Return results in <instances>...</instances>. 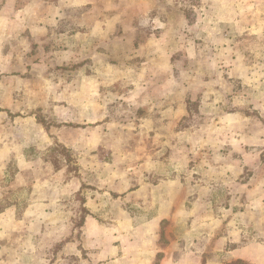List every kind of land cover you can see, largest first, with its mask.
Returning a JSON list of instances; mask_svg holds the SVG:
<instances>
[{
  "label": "rangeland",
  "instance_id": "374dc122",
  "mask_svg": "<svg viewBox=\"0 0 264 264\" xmlns=\"http://www.w3.org/2000/svg\"><path fill=\"white\" fill-rule=\"evenodd\" d=\"M87 10L88 16L93 17L94 12L101 15L103 21L117 15L119 37L123 38L118 43L103 42V62L97 66L98 80H81L85 67L82 70L77 63H67L71 57L57 46L54 49L36 44L38 48L34 52L38 53L35 57L38 64L20 63L18 54L29 42H24L22 35L15 32L17 26L32 20H42L44 24L47 20L53 21L52 17L58 20L54 22L56 25L61 18L55 16L59 14L66 15L60 25L78 24L81 12ZM31 11L39 16H25ZM44 15L46 17H42ZM87 18L83 20L89 23ZM132 28L149 33L132 32L135 30ZM0 46L8 52L5 61L0 57V83L6 84L0 104L15 110L7 113V121L24 120L32 115L30 110H34L33 115L42 126L63 135L71 146L66 148L57 143L46 156H35L50 160L53 168L73 174L80 162L77 156H104V161L109 163L112 156H150L158 147L164 152L156 134L151 138L149 134L133 133L126 127L114 132L104 130L102 145H98L96 139L84 148V136L77 127H71L72 130L57 127H61L57 121L63 116H71V124L77 123L73 118L78 115L77 109L71 107L69 112L62 113L63 105L66 101L78 100L77 96L69 94L86 83L91 87L100 84L104 91H125L130 87L162 89L150 96V109L140 108L133 114V109L130 112L125 107H104L103 118L109 123L114 120L126 125L128 120L144 117L155 124L151 123L147 132L156 133L160 132L158 121L179 122L177 131L187 126L183 132L188 135L174 140L169 135L172 130L167 129L166 156L169 160L181 157L178 164L183 170L182 180L188 183L194 180L197 184L233 181L232 184L264 189V0H0ZM51 52L53 57L46 56ZM87 68L86 76L94 77L95 68ZM226 79L229 82L225 83ZM174 105L182 110L183 121L172 118L171 106ZM13 131L9 125L8 132ZM90 131L88 128L87 133ZM96 147V153L91 154ZM239 158L246 161V171L241 176L237 173L224 177L223 169L239 170ZM7 165L9 175L13 176L16 162L7 160ZM214 169L217 170L213 172ZM9 188L10 184L6 191ZM3 195L7 196L0 205L16 198L15 192L7 191L0 197ZM250 195L255 199L261 195L264 199V193L259 191ZM192 197L195 194L189 199ZM68 205L77 206L78 202L70 200ZM59 211L72 215L76 232L89 210ZM117 211L107 208L97 213L109 220ZM147 211L140 209L134 213L141 217ZM246 237L253 234L247 233ZM216 244L219 247V242ZM60 245L54 246L55 255L61 250ZM57 259V256L51 257L50 263ZM47 260L49 262V258L40 257V262L48 263ZM58 264H63L62 260ZM67 264H88V258L70 256Z\"/></svg>",
  "mask_w": 264,
  "mask_h": 264
},
{
  "label": "crops",
  "instance_id": "0c3cea01",
  "mask_svg": "<svg viewBox=\"0 0 264 264\" xmlns=\"http://www.w3.org/2000/svg\"><path fill=\"white\" fill-rule=\"evenodd\" d=\"M93 15L88 16V10L82 11L78 24L60 25L66 15L59 14L55 16L61 18L56 25L54 22L58 20L52 17L53 21L47 20L44 24L42 20H32L17 26L15 32L22 35L24 42H29L18 54L20 63L38 64L35 58L38 53L34 52L38 48L36 44L54 49L57 46L71 57L68 56L72 60L67 63H77L82 70L85 67L81 80H98L97 66L103 62V42L118 43L123 38L119 37L117 15H110L104 21L101 15L94 12ZM25 16L39 15L31 11ZM86 18L89 23L83 20ZM132 29H135L132 32L149 33ZM1 49L0 46V57L5 61L8 52ZM53 55L51 52L46 56ZM87 67L95 68L94 77L86 76ZM103 89L100 84L91 87L86 83L77 92L70 93V97L77 96L78 100L66 101L62 113L75 107L78 115L73 118L77 123L71 124V116H63L57 121L61 127H57L65 130L77 127L76 130L83 133L84 148L96 139L98 145H102L104 130L114 132L126 127L133 133L149 134L151 138L156 134L164 152L158 147L154 151L158 150L157 155L152 152L150 156H112L109 163L104 161V156H77L80 158L74 168L77 172L71 174L65 169L53 168L48 159L35 157L46 156L57 143L71 147L63 135L42 126L33 115L34 110H30L32 115L24 120L7 121V113L15 110L0 104V194L16 193L14 200H8L9 204L0 205L3 208L0 210V264H58L60 260L67 264L70 256L82 260L87 257L88 264H232L237 261L264 264V199L261 195L256 199L250 195L257 191L264 193L262 186L248 188L242 183L232 184L233 181L197 184L194 180L190 183L182 180L183 170L178 164L181 157L169 160L166 156L167 129L172 130L169 135L178 140L188 135L183 132L187 126L181 127L183 130L179 132V122L153 119L158 121L160 132L156 133L147 132L152 122L144 117L128 120L126 125L114 120L109 123L103 118L104 107H125L130 112L133 109V114L140 108L150 109V96L162 89ZM5 93L6 84L0 83V98ZM176 107L171 106L172 118L183 121L182 110ZM9 125L13 132H8ZM88 128L91 131L87 133ZM96 149L91 154H95ZM7 160L16 162L13 176L7 171ZM246 166V161L239 158L241 171L228 167L222 174L226 178L237 173L241 176ZM8 184L10 188L6 191ZM193 194L195 197L189 199ZM6 196H1L0 201ZM70 200L78 205L69 206ZM70 208L89 210L76 232L72 215L59 211ZM107 208L118 210L109 220L97 213ZM140 209L149 211L136 216L134 211ZM247 233L253 237H246ZM56 244L62 245L55 255ZM55 256L58 259L50 263ZM40 257L49 258V262H40Z\"/></svg>",
  "mask_w": 264,
  "mask_h": 264
},
{
  "label": "trees",
  "instance_id": "16d2710c",
  "mask_svg": "<svg viewBox=\"0 0 264 264\" xmlns=\"http://www.w3.org/2000/svg\"><path fill=\"white\" fill-rule=\"evenodd\" d=\"M239 263H241V262L237 261V262H234V263H232V264H239Z\"/></svg>",
  "mask_w": 264,
  "mask_h": 264
}]
</instances>
